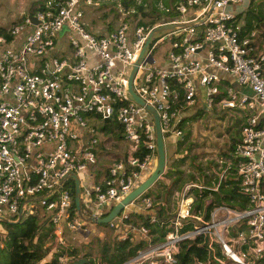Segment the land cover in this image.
Wrapping results in <instances>:
<instances>
[{"label": "built area", "instance_id": "built-area-1", "mask_svg": "<svg viewBox=\"0 0 264 264\" xmlns=\"http://www.w3.org/2000/svg\"><path fill=\"white\" fill-rule=\"evenodd\" d=\"M94 2L49 1L34 15L38 24L27 16L0 34V219L9 214L19 222L39 204L58 243L65 244L66 229L79 231L83 217L104 216L137 186L156 155L157 137L152 113L128 90L129 76L150 35L175 25L152 36L133 89L158 112L165 139H181L190 121L183 129L181 122L203 109L246 111L233 158L249 206L214 205L207 216L195 207V191L203 187L188 184L159 241L146 226L126 223L130 213L122 212L110 223L116 239L135 241L137 231L146 238L124 264H175L181 244L196 240L219 264H264V22L243 35L244 20L233 10L243 0H184L177 19L153 25L120 20L117 29L96 35L83 21V3ZM86 115L104 126L116 122L131 144L94 183L87 198L94 206L80 215L65 182L73 173L81 181L80 173L98 163L93 148L102 143L93 137L86 146L82 140L77 151ZM140 198L134 203L143 210L159 205L152 196ZM149 216L158 221L156 213Z\"/></svg>", "mask_w": 264, "mask_h": 264}, {"label": "rangeland", "instance_id": "rangeland-1", "mask_svg": "<svg viewBox=\"0 0 264 264\" xmlns=\"http://www.w3.org/2000/svg\"><path fill=\"white\" fill-rule=\"evenodd\" d=\"M113 1L116 3L120 2L122 5L124 4V0ZM137 1L142 2L144 4L145 10H147L146 8L149 6V2L151 0ZM153 1L157 2L158 0ZM248 2H250V0H243L242 4ZM263 2L264 0H255V3L258 6H261ZM85 7L87 6L85 3H83V9ZM169 8L172 9L171 6ZM198 9L199 11L201 10L200 7H198ZM5 10H7V7H5ZM164 12L165 11H163V13ZM133 17H137L136 20L149 19L148 17L143 16L142 13L137 16L134 15ZM83 21L86 23L87 29L96 35L99 34L98 27H108L109 30H115L121 23L120 20ZM0 23H4L5 27L11 26L10 20H0ZM64 44H66V41ZM57 47L61 48L63 46L58 43ZM136 84H139V82ZM199 115L200 116L198 119L190 121L188 127L185 128V135H187V137H182V145L178 143L182 138H178L176 143L173 142V140L169 141L167 140L168 138H166L167 160L169 162V167L173 166V168H176V170L172 173V175L174 174L177 179L173 188L168 187L166 190L162 191V187L159 186L160 183L157 181L144 194L145 196L149 194V196H152L157 201H159V198H161V195H163L164 201L166 203V206L164 207L165 210L163 211L165 217L173 216V214H175L178 209L180 195L188 184L194 183L202 186L203 189H197L195 191V193H197L201 190H211L212 188L218 186L222 180H225L226 178H229L233 175L231 171L232 169H230L233 165V161L228 159V155L232 153V145L235 143V139L233 138L236 136L239 130L241 131L242 124L245 122L244 118H246V111L239 109L206 111L203 109L200 111ZM86 118L88 121V127L80 133L81 140H83L85 145L88 146L91 144V139L93 137H97L104 144L103 149L107 148L105 149V152L99 147L93 148L99 162L92 166L90 170L93 171L95 175L97 171H99V174H101L100 176L102 178L105 168H108L116 159L120 158V156H114L116 154L115 152H117L119 149L128 151L131 143L123 138L122 130L120 127H118L116 122L111 124V128L108 127V129L105 130L104 124L101 121H98L95 115H86ZM91 128H95L96 132L91 133ZM77 144V141L71 142V146L73 148H75ZM155 156L157 158V153ZM92 173H90V177L93 176ZM80 175L83 181V185L81 187L82 191L84 193L85 191H90L93 185L92 177H86L87 173L85 172L80 173ZM65 187L71 190V179L65 182ZM210 200L211 199L209 198L206 199L205 205H208ZM91 206H94V204L91 203ZM41 208L42 207L38 204L37 211ZM128 208H126V211ZM39 213L40 214L38 217L40 221H42L45 217H48V214H45L44 212ZM6 216V219L10 221L11 216L9 214ZM5 223L6 222L4 221H0V245L3 244L5 236L7 235ZM84 224L85 226L79 231L72 232L66 229L64 234L65 244L58 243L54 232L48 231L49 235L45 239V247L48 248L50 252L46 259L50 260L52 255L57 251L61 252L63 250L62 248H68V252H71L72 250L76 251L75 255H71L70 253L65 255L69 258V261L73 260L76 256H87L86 258L92 259L98 257L102 246H104L102 242L113 239L115 237V229H112L111 227H105L106 224L95 225L92 222L87 221L84 222ZM47 228L50 229L49 227ZM93 229L96 230V235L92 232ZM67 231L74 234L68 235ZM41 233L42 232H39V235ZM99 233L103 234V237L101 238L103 239L102 241L98 239L100 238L98 237Z\"/></svg>", "mask_w": 264, "mask_h": 264}, {"label": "trees", "instance_id": "trees-1", "mask_svg": "<svg viewBox=\"0 0 264 264\" xmlns=\"http://www.w3.org/2000/svg\"><path fill=\"white\" fill-rule=\"evenodd\" d=\"M184 0H158L157 2L151 0L149 6L145 10L144 4L137 0H124L127 8L129 6L134 7V15L137 16L142 13L143 16L148 17V20L142 19L141 23L157 24L162 20H171L181 17L177 6ZM172 7L170 9L169 7ZM40 9H45L42 7ZM163 11H165L163 13ZM238 16L244 20L243 35L253 29H262V23L264 22V2L261 6L255 3V0H250L248 7L241 11ZM143 17V18H145ZM0 34H7L5 28H0ZM200 112L195 113L190 117H186L180 124L179 128L183 129L187 121H193L198 119ZM109 125H105L104 129L107 130ZM187 135L184 134L183 138ZM183 138L178 142L183 144ZM238 143V142H237ZM236 142L232 145V153L228 155V159H231L233 165V175L219 183L217 191L214 190H201L196 193L195 207L197 210L205 209L206 215H209L211 208L214 205H228L233 208L245 209L249 206V198L243 193L240 186V178L238 176V161L233 158V152L236 147ZM138 156H143L142 153H138ZM171 167V168H170ZM166 171V175H172L173 166H170ZM108 168H105L104 174H107ZM101 174L97 171L94 179V183L102 180ZM70 180V179H69ZM177 180V179H176ZM72 181V210H77L75 203V180ZM149 196V194H147ZM142 196L138 201H141ZM211 199L208 205H205L206 199ZM157 201V200H156ZM160 207V206H159ZM155 206L157 222L153 223L149 215L133 212L129 214L126 223L128 224H142L150 229L154 234L153 241L162 240L168 230L166 226L172 216L163 214L165 210L163 207L159 208ZM157 209V210H156ZM107 214V213H106ZM105 214V215H106ZM38 213L28 214L16 223H5L7 228V235L3 244L0 245V264H61L60 258L68 255H75L76 251L72 250L68 252V248H62L61 252L54 253L50 261L46 260L49 250L45 247V239L48 237V231L52 232L54 224L49 220V217H45L42 221L39 220ZM49 227L50 229H48ZM105 227H111L115 229L112 224H106ZM116 230V229H115ZM39 232H42L39 235ZM100 241L103 239L98 238ZM102 246L99 256L95 259L87 258L88 261L84 264H124L131 259L137 251L144 246V242H135L128 237L124 240H117L116 237L110 241L102 242ZM89 255V254H86ZM80 256H76L69 264H74L75 260H78ZM82 256L81 258H86ZM219 264L214 259L209 260V254L204 246L199 244V240L186 241L181 244L180 251L177 255V262L175 264Z\"/></svg>", "mask_w": 264, "mask_h": 264}, {"label": "crops", "instance_id": "crops-1", "mask_svg": "<svg viewBox=\"0 0 264 264\" xmlns=\"http://www.w3.org/2000/svg\"><path fill=\"white\" fill-rule=\"evenodd\" d=\"M49 1L56 3V2H62L64 0H0V20H10V22H11L10 27H5L4 23H0L1 24L0 28H5V30L7 31L13 25L24 20L27 16H34L35 13L40 8L44 7ZM248 3L242 4L236 8H233V10L237 11V12H241L247 8ZM86 6L87 7L84 8V12H85L84 20H136V18H137V17L136 18L133 17L135 10H134V7L132 5L129 6V8H127L125 3L122 5V3H120V2L116 3L113 0H95L94 4H92V5L86 4ZM5 7H7V10H5ZM98 28H99L98 31L104 32L108 27H105V28L98 27ZM18 41H21V40L18 39ZM224 76H225L224 78L229 79L232 82H235V78L228 76L226 74H224ZM239 132H237L236 136L233 138V139H235L234 142H236V141L239 142L240 137H241V131L239 130ZM170 140H173V142H175V143L177 142L176 137H171ZM103 147H104V144L101 143L99 148L105 152V149H107V148L103 149ZM126 151L127 150L119 149V150H117V152H115L116 154L114 156L115 157L120 156V158H122L125 155ZM120 158H118V159H120ZM118 159H116L115 161H117ZM156 163H157V158H156V156H154L152 158L151 162L149 163V166L141 173L140 177L138 178L137 186L139 184H141L151 174V172L153 171V169L156 166ZM168 169H169V162L167 160L166 171ZM175 170H176V168H173V171H175ZM166 171L163 174V176L158 180V182L160 183L159 186L162 187V191L166 190L168 187L173 188L175 181H176L175 175L173 174L172 176H168V175H166ZM92 172L93 171H91L90 169L87 170L85 172V173H87L86 177L89 178L90 173H92ZM92 174H93V176H91V177L93 179L92 181H93V185H94L95 174H94V172ZM166 177H168V178H166ZM82 185H83V181L81 178V187H82ZM93 185H92V187H93ZM91 190H92V188H91ZM91 190L87 191V192L85 191V193H84L81 189V207H82V210H84V211H88L91 207V205L87 203V198H89L88 193H90ZM162 194H163V192H162ZM158 204H159L158 206L163 207V208L166 206L163 195H161V198H159ZM110 210H111V208H110ZM39 212H44L45 214H47L46 211L44 210V208H41L40 210L37 211L38 215L40 214ZM126 212H128V213L138 212V213L145 214V215H152V214L156 213V211L143 210L138 205H136V203L130 205ZM92 232L95 235L97 233L95 229H93ZM67 234L73 235L74 233L67 231ZM102 235H103L102 233H99L98 237L102 238L103 237ZM116 235H117V230H115V232H114L115 237H116ZM133 236L135 238V242H144L145 243L146 238L142 234H140L138 231L134 232ZM53 255H52V257H53ZM78 258H81V257H78ZM46 260H48V259H46ZM50 260H48V261H50Z\"/></svg>", "mask_w": 264, "mask_h": 264}, {"label": "water", "instance_id": "water-1", "mask_svg": "<svg viewBox=\"0 0 264 264\" xmlns=\"http://www.w3.org/2000/svg\"><path fill=\"white\" fill-rule=\"evenodd\" d=\"M34 24H38V20L35 16H31ZM193 25H197L198 23H192ZM175 25H169V26H161L157 28L148 38L143 50L141 51L138 60L135 62L132 71L129 76V85L128 90L131 95L135 98V100L146 107V109L152 113L156 125V142H157V163L151 174L138 186H136L128 195H126L120 202L116 203L111 210L104 216L101 217H95V216H88L83 217L87 222H92L93 224H110L112 223L122 212L126 211V208H128L130 205H132L138 198H140L142 195H144L165 173L167 169V150H166V140L164 137V134L162 132V126L161 121L158 112L154 107L147 104L144 99H142L133 89V82L134 78L136 76L138 67L144 57V51L146 47L149 45V43L152 40V36L155 33H159L166 28H174ZM68 29V27L66 26ZM65 28V29H66ZM64 31L61 33L60 37ZM150 61H152V58H150ZM108 121V120H107ZM83 142L80 141V148L77 150L78 152L81 150ZM71 178L75 180V203L77 207V211L80 215L82 214V207H81V181L80 177L77 173H73L71 175ZM0 221H4L7 223H16L13 221H8L7 219H0ZM18 222V221H17ZM88 261L87 258H79L78 260L74 261V264H84Z\"/></svg>", "mask_w": 264, "mask_h": 264}, {"label": "bare ground", "instance_id": "bare-ground-1", "mask_svg": "<svg viewBox=\"0 0 264 264\" xmlns=\"http://www.w3.org/2000/svg\"><path fill=\"white\" fill-rule=\"evenodd\" d=\"M167 140H169L170 141V139L168 138Z\"/></svg>", "mask_w": 264, "mask_h": 264}]
</instances>
